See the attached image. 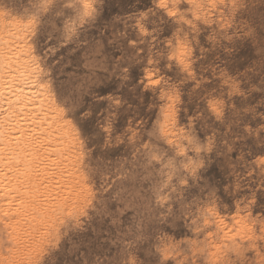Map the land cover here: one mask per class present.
Instances as JSON below:
<instances>
[{"label": "rangeland", "instance_id": "obj_1", "mask_svg": "<svg viewBox=\"0 0 264 264\" xmlns=\"http://www.w3.org/2000/svg\"><path fill=\"white\" fill-rule=\"evenodd\" d=\"M72 1L75 2L74 0H0V24L9 23L14 18L27 23L29 26L27 41L32 53V34L34 30L40 28L47 30L49 38L53 39L54 43L66 49L62 70L56 73L57 80L69 93H76L79 107L84 110L82 117L87 118L97 133L94 139L99 140L103 136L104 141H107L108 135L104 127L108 123V101L111 100L113 92H124L123 98L126 100L127 92L124 85L132 83L115 75L119 65L126 62L124 55H115V53L124 48L121 41L134 33L136 17L143 15L139 11L142 5L140 0H90L91 10L83 13L77 3ZM204 12H207L210 20L215 19L219 26L217 33L205 36L204 41L206 44L214 45L216 49L221 44L230 45L231 47L224 49L225 53H233L239 57V60L230 63L229 68L234 74L237 85L243 78V86L246 87L247 92L244 99L237 100L236 103L243 105L245 113L251 114L250 123L259 128L257 121L264 120V76L260 74L264 61L259 59L260 48L257 42L253 40L248 44L247 39L249 33L264 28L261 23L264 20V0H248V8L240 10L239 15L230 5L227 9L221 6L214 11L205 9ZM204 12L201 14L203 15ZM193 43L197 44V48L192 53L193 62L199 65L200 71L203 72L205 65L201 61L208 59L209 52L198 39ZM114 44L116 47H113ZM128 47L131 48V44ZM110 67L111 71H109ZM208 68L209 71H215L210 63ZM227 71L228 69H224V72ZM47 72V69L43 72L42 81L47 84L55 99L51 88L52 81L46 79ZM203 79L207 81L206 74ZM117 80L119 83H116ZM217 87L220 89L226 87L223 79ZM195 93V89H190L187 94L165 100L163 108L156 109L159 119L154 117L153 123L167 126L169 131L176 126L178 133L182 132L185 122L190 128L195 129L196 122L192 117L201 116L197 111L198 104L193 99ZM116 98L121 99L119 95ZM229 99H232L230 94ZM148 103L151 104V97ZM112 106L115 107L114 102ZM130 111L133 116L139 113V109L135 106ZM148 111L149 109H146L144 112L145 119ZM112 119L115 120L116 117L113 116ZM71 126L75 131L77 143L75 159L82 180L76 202L74 204L68 202L66 209L64 208L65 210L57 217L52 213L56 201L55 194L60 191L58 188L65 187L63 175L54 176L46 172L36 194L32 197L34 199L22 193L23 188L19 193L14 190L23 181L18 172H12L2 181L0 180L2 186L6 187V198L4 197L2 211L0 210V264H36L41 259V253L47 251L51 244L57 243L60 252L56 259L63 264H116L117 260L120 264H124L125 260L128 264H141L144 258L155 257L159 258L160 264H177V262L186 264V261L192 258L193 252L199 253L196 259L202 260L203 264H225L226 253L232 247L231 242L243 243L246 233L251 235L247 230L254 223L252 217H235L231 222L225 221L220 228H215L214 234L200 237L198 243L194 238L196 231L193 221H198L201 217V209L198 205L200 196L203 195L204 204L207 206L209 197L216 192L223 203V197L227 194V182L236 179L234 166L227 164V158L231 156L227 142L229 139L227 125L221 130L213 128L203 120L199 121V131L194 132V135L204 136L205 142L219 138V149L215 158L208 161L200 182L197 183L193 179L197 196L183 206L177 202L176 208L169 202L167 195L162 196L155 190V184L144 188V180L139 176L153 175L148 171L149 160L152 157H155L152 163L160 164V168L154 172L157 180L162 179L171 185L169 173L172 170L164 167L167 160L161 162V157H165L166 154L158 147L153 146L147 158L141 155L145 150L143 146L137 150L138 136L134 140L129 139L123 146L115 145L113 142L120 148V156L117 160L120 162L125 179L117 184L115 191L110 190L111 196L107 200L96 201L100 207H95L93 200L97 193L93 186L86 182V173L80 163L81 158L87 153L80 139L77 138L76 128L72 124ZM172 139L176 140V137L173 136ZM96 147V144L92 145L93 150ZM105 147V143L99 144L101 150ZM220 150L227 152V156L222 155ZM125 154H127L126 159ZM204 155L208 156L209 153L205 152ZM221 162L227 165V171ZM245 176L251 180L247 173ZM173 177L175 178V174ZM243 199L245 197L241 196V200ZM193 205H196L195 214H193ZM223 207L227 209L228 205L224 203ZM181 213L184 219L181 218ZM69 214L72 218L71 230L67 227ZM255 217L257 220L260 219L258 208L255 210ZM218 218L222 219L219 216ZM236 220L240 223L237 224ZM234 228L237 231L233 232ZM61 231L63 235H60ZM184 233H190L193 238L190 239ZM254 244L255 237H253V246ZM165 249L166 252L163 251ZM261 250H264V241L259 242V248L252 257L254 264H261L264 255ZM149 251L154 257L148 256Z\"/></svg>", "mask_w": 264, "mask_h": 264}, {"label": "snow or ice", "instance_id": "obj_2", "mask_svg": "<svg viewBox=\"0 0 264 264\" xmlns=\"http://www.w3.org/2000/svg\"><path fill=\"white\" fill-rule=\"evenodd\" d=\"M140 3L142 7L139 11L143 15H137L135 31L121 41L124 48L115 53V55H124L126 61L119 65L115 75L132 83L124 85L127 92L126 100L123 98L124 92H113L111 100L108 101V123L104 127L108 135L107 141H104L103 136L99 140L94 139L97 133L87 118L82 117L84 110L79 107L76 93H69L57 80L56 73L62 70L66 49L54 43L45 29H36L32 34V55L35 63L42 72L48 70L46 79L52 81L51 88L59 111L62 113V119L76 128L77 138L80 139L87 153L81 158L80 163L86 173V182L91 184L97 193L93 205L100 207L96 201L107 200L111 196V191H115L117 184L125 179L120 162L117 160L120 156V148L115 145L123 146L129 139L134 140L137 136L139 137L137 150L140 146L145 150L141 155L147 158L153 146L158 147L166 154L165 157H161V162L167 160L164 167L172 170L169 173L171 185L162 179L157 180L154 172L160 168V164L152 163V160H155V157H152L149 160L148 171L153 175L139 176L144 180V188L155 184V190L162 196L167 195L174 208L177 207V202L180 206L190 202L197 196L193 179L197 183L200 182L208 161L215 158L219 149V138L205 142L204 136L194 135V132L199 131V121L203 120L213 128L221 130L227 125L229 132L227 142L231 150L227 164L234 166L236 179L227 182V194L223 197V203L216 192L209 197L207 206L204 204L203 195L200 196L198 205L201 209V217L198 221H193L196 231L194 238L198 243L200 237L214 234L218 223L231 222L235 217H252L254 223L247 230L251 235L246 233L243 243L237 242L229 249L225 264H254L252 257L259 248V242L264 241V120H258L259 128H256L250 123L251 114H246L243 105L236 103L237 100L244 99L247 89L243 86V78L237 85L234 74L229 68L233 60H239V57L233 53H225L224 49L231 46L221 44L216 49L214 45L206 44L204 41L205 36L217 33L219 27L215 19H209L207 12H204L205 9L214 11L221 6L227 9L230 5L239 15L240 10L248 8V0H151V6L149 0H140ZM84 7L87 8L88 5ZM261 23L264 25V20ZM197 39L209 52L208 59L201 61L205 65L203 72L200 71L199 65L193 62L192 53L197 48V44L193 41ZM253 40L260 48L259 59L264 61V28L249 33L247 43L251 44ZM129 44L131 48L128 47ZM113 47L116 45L114 44ZM209 63L215 69L214 72L209 71ZM224 69L228 71L224 72ZM205 74L207 81L203 79ZM260 74L264 76V67L261 68ZM221 79L226 84L223 89L217 87ZM116 83L119 81L117 80ZM190 89L196 90L193 99L198 104L197 111L201 113L199 118L195 115L192 117L196 122L195 129L190 128L185 122L182 132L178 133L176 126L169 131L161 124L153 123L154 117L159 119L156 109L163 108L165 100L187 94ZM229 94L232 99H229ZM117 95L121 99H117ZM149 97L151 104L148 103ZM113 102L115 107L112 106ZM229 105L234 107L230 108ZM133 106L139 109V113L135 116L130 111ZM146 109H149L147 119L144 116ZM113 116L116 117L115 120L112 119ZM120 136L123 138L120 139ZM173 136L176 140L172 139ZM102 142L106 145L104 150L99 148ZM93 144L97 145L95 150L92 149ZM220 151L222 155L227 156V152ZM205 152L209 155L205 156ZM126 158L127 154H125ZM221 164L227 171V165L223 162ZM245 173L251 177V180L245 176ZM217 190L219 191V186ZM181 193L182 196L179 195ZM241 196L245 199L241 200ZM224 203L228 205L227 209L223 207ZM195 208L196 205H193V214ZM257 208L260 211L259 220L255 217ZM218 216L222 218L219 221ZM181 218H185L183 213ZM71 219L69 214L67 221L69 230L72 229ZM236 223L239 224L240 221L236 220ZM232 231L235 232L237 229L234 228ZM63 234L61 231L60 235ZM184 235L193 238L190 233ZM253 237H255L254 246ZM261 251L264 254V250ZM59 252V244H51L47 251L41 253V259L36 264H63L56 259ZM198 255L199 253L193 252L192 258H189L186 264H203L202 260L196 259ZM148 256L154 257V254L149 251ZM116 264H120V261L117 260ZM124 264H128V261L125 260ZM141 264H160V260L158 257L144 258ZM261 264H264V255Z\"/></svg>", "mask_w": 264, "mask_h": 264}, {"label": "bare ground", "instance_id": "obj_3", "mask_svg": "<svg viewBox=\"0 0 264 264\" xmlns=\"http://www.w3.org/2000/svg\"><path fill=\"white\" fill-rule=\"evenodd\" d=\"M74 1L83 13L92 8L90 0ZM16 19L0 24V180L18 172L23 181L14 190L19 193L23 188L22 193L34 199L46 172L63 175L65 187L58 188L52 211L57 217L68 202H76L82 186L75 159V131L62 119L49 87L42 82L43 72L37 67L27 41L28 24ZM1 181L2 211L6 187ZM220 226L218 223L217 227ZM235 245L231 242L232 247Z\"/></svg>", "mask_w": 264, "mask_h": 264}]
</instances>
